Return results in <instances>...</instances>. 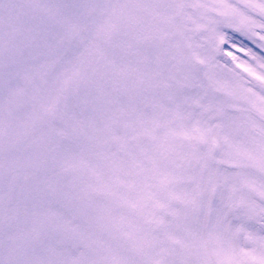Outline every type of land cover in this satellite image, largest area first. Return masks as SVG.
Segmentation results:
<instances>
[{
  "label": "snow or ice",
  "instance_id": "obj_1",
  "mask_svg": "<svg viewBox=\"0 0 264 264\" xmlns=\"http://www.w3.org/2000/svg\"><path fill=\"white\" fill-rule=\"evenodd\" d=\"M0 264H264V0H0Z\"/></svg>",
  "mask_w": 264,
  "mask_h": 264
}]
</instances>
